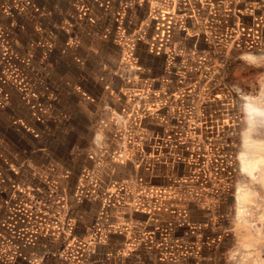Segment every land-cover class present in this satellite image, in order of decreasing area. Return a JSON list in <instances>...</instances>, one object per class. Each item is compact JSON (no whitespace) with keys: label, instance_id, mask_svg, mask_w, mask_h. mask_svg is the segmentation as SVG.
<instances>
[{"label":"rangeland","instance_id":"374dc122","mask_svg":"<svg viewBox=\"0 0 264 264\" xmlns=\"http://www.w3.org/2000/svg\"><path fill=\"white\" fill-rule=\"evenodd\" d=\"M249 103L264 0H0V264H264Z\"/></svg>","mask_w":264,"mask_h":264},{"label":"bare ground","instance_id":"6f19581e","mask_svg":"<svg viewBox=\"0 0 264 264\" xmlns=\"http://www.w3.org/2000/svg\"><path fill=\"white\" fill-rule=\"evenodd\" d=\"M251 98V97H250ZM249 101V100H248ZM253 103V102H252ZM251 103V104H252ZM254 105V104H253ZM245 112H246V120L248 122V126L247 128L242 132V145L244 147H248V148H252V146H255L257 144V146H263L264 147V141L263 140H252V132L255 131V127L253 126V120L255 119V116H257V113H259L260 115L264 116V108H257V107H253L249 104H247L246 108H245ZM256 114V115H255ZM258 114V115H259ZM245 115V114H244ZM263 118V117H262ZM258 123V122H257ZM255 125V124H254ZM259 131V130H258ZM254 135V134H253ZM254 137V136H253ZM251 144V145H250ZM253 149V148H252ZM256 149V148H255ZM259 149V147H258ZM244 150V149H243ZM264 150V149H263ZM258 152V150H256ZM252 152V150H251ZM261 152V151H259ZM252 155L250 156V152L245 150L239 153L238 156V160L240 161V171H242V173H249L252 177L255 178V169H258V166L256 165V163L258 162L259 156L257 153H254V149L253 152L251 153ZM261 155V154H260ZM257 156V157H256ZM256 157V158H253ZM258 158V159H257ZM263 160V159H262ZM237 193L239 195L236 196V201L237 204H240L241 202V197L240 194H242V190L239 187L237 189ZM240 206V205H239Z\"/></svg>","mask_w":264,"mask_h":264},{"label":"crops","instance_id":"0c3cea01","mask_svg":"<svg viewBox=\"0 0 264 264\" xmlns=\"http://www.w3.org/2000/svg\"><path fill=\"white\" fill-rule=\"evenodd\" d=\"M25 40V39H24ZM11 111H12V109H11ZM17 113V112H16ZM21 113V112H20ZM10 115H12L13 117H15V118H18V117H22L23 115H19L18 113L16 114V115H14V113H13V111L11 112V114ZM24 117H26V119L28 118V116H24Z\"/></svg>","mask_w":264,"mask_h":264},{"label":"flooded vegetation","instance_id":"af4514ba","mask_svg":"<svg viewBox=\"0 0 264 264\" xmlns=\"http://www.w3.org/2000/svg\"><path fill=\"white\" fill-rule=\"evenodd\" d=\"M19 114V115H23L22 117H18V119H22L23 117H24V114L21 112H18L17 110H16V108L14 109V111H13V113H14V115H16L17 113Z\"/></svg>","mask_w":264,"mask_h":264}]
</instances>
